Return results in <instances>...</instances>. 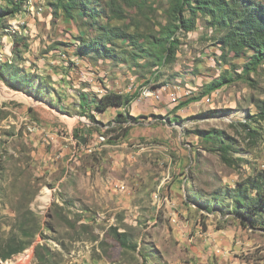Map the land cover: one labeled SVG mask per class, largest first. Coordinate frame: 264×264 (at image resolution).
<instances>
[{
  "label": "rangeland",
  "instance_id": "374dc122",
  "mask_svg": "<svg viewBox=\"0 0 264 264\" xmlns=\"http://www.w3.org/2000/svg\"><path fill=\"white\" fill-rule=\"evenodd\" d=\"M54 1L25 0L0 24V253L13 236L30 240L0 264H264V229L215 206L231 200L209 198L264 171V120L251 122L256 140L241 125L264 99V63L235 77L248 53L220 56V34L202 17L176 32L175 58L163 65L134 60L132 42L120 38L106 44L113 60L78 57L74 39L105 29L135 42L159 36L173 0H98L91 19L56 14ZM224 71L234 81L201 94ZM144 88L157 96H142ZM106 90L139 94L127 109L91 105V119L80 93L91 100ZM116 112L139 122L120 127ZM198 130L222 131L242 160L224 163Z\"/></svg>",
  "mask_w": 264,
  "mask_h": 264
},
{
  "label": "trees",
  "instance_id": "16d2710c",
  "mask_svg": "<svg viewBox=\"0 0 264 264\" xmlns=\"http://www.w3.org/2000/svg\"><path fill=\"white\" fill-rule=\"evenodd\" d=\"M98 0H55L50 3L53 12L62 10L64 15L72 18L75 11L80 12L88 18L98 16L96 2ZM25 0H0V24L5 19L14 18L22 11ZM170 21L161 27L160 35L149 40L138 42L119 28L105 29L87 40L83 37H76L74 54L78 57L88 56L91 53L115 59L113 50L106 44H113L115 38L127 39L132 42L135 49L131 53L133 59L139 57H152L156 64L163 65L173 61L176 55L178 39L176 32L189 33L196 28L197 21L203 18L206 25L220 35L216 38L217 45L222 49L220 56L225 58L226 53H232L235 57H246L247 59L240 66V72L235 77L248 78L249 73L254 72L264 63V0H173L169 10ZM11 42H20L16 37H11ZM7 64V63H6ZM233 76L224 71L217 79L210 81L201 94L211 93L226 83L234 81ZM139 93L130 96L122 93L106 90L104 94L97 95L94 99H88L87 95L80 93L79 107L84 109L91 119L90 107L98 113H104L108 108L127 109L135 100ZM202 95V96H203ZM200 97H191L199 99ZM191 99L183 102L178 100L176 108L188 104ZM179 106V107H177ZM256 111L249 116V120L241 125L244 127L245 135L249 141L256 140L257 131L251 127V122L264 120V99L255 104ZM126 113V111H125ZM113 121L117 124H129V122H139L136 116L124 115L116 112ZM173 120L170 119V122ZM126 128V127H123ZM124 131H127L125 129ZM198 135L206 138L208 142L215 145L216 152L221 160L228 165H235L242 160L241 157H234L231 151H241L235 147L231 140H225L222 131L210 132L198 130ZM210 199L231 200V205L216 203V207L226 209L232 213L241 225L250 227H261L264 229V171H258L253 175H248L242 181H236L230 187H223L219 191H214L209 195ZM259 224V225H258ZM37 231V229H35ZM34 232H31V235ZM114 239L122 247L135 248L130 244L126 232L114 230ZM30 240L25 243H18L16 236L10 238L6 248L0 253V259L6 260L13 254L21 252L29 245Z\"/></svg>",
  "mask_w": 264,
  "mask_h": 264
},
{
  "label": "built area",
  "instance_id": "2783aa9c",
  "mask_svg": "<svg viewBox=\"0 0 264 264\" xmlns=\"http://www.w3.org/2000/svg\"><path fill=\"white\" fill-rule=\"evenodd\" d=\"M142 94H144V96H150V95H155L156 93L151 89L144 88L142 90ZM155 96H157V94Z\"/></svg>",
  "mask_w": 264,
  "mask_h": 264
},
{
  "label": "crops",
  "instance_id": "0c3cea01",
  "mask_svg": "<svg viewBox=\"0 0 264 264\" xmlns=\"http://www.w3.org/2000/svg\"><path fill=\"white\" fill-rule=\"evenodd\" d=\"M40 7V6H39ZM119 92H121V91H119ZM202 247H205L206 245H207V240L206 239H204L203 240V242L200 244Z\"/></svg>",
  "mask_w": 264,
  "mask_h": 264
},
{
  "label": "bare ground",
  "instance_id": "6f19581e",
  "mask_svg": "<svg viewBox=\"0 0 264 264\" xmlns=\"http://www.w3.org/2000/svg\"><path fill=\"white\" fill-rule=\"evenodd\" d=\"M141 95L142 96H144V94H142V91H141ZM48 194V193H47ZM42 199L45 201V200H47L48 199V195H44L43 197H42Z\"/></svg>",
  "mask_w": 264,
  "mask_h": 264
}]
</instances>
